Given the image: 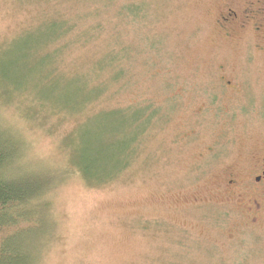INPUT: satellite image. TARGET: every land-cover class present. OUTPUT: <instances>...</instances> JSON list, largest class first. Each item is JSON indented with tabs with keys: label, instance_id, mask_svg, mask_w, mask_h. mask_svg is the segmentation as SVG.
Returning a JSON list of instances; mask_svg holds the SVG:
<instances>
[{
	"label": "rangeland",
	"instance_id": "rangeland-1",
	"mask_svg": "<svg viewBox=\"0 0 264 264\" xmlns=\"http://www.w3.org/2000/svg\"><path fill=\"white\" fill-rule=\"evenodd\" d=\"M100 1L0 0V56L47 18L105 23L98 42L67 50L69 72L100 52L117 4L140 3L121 20L126 89L98 107L158 112L129 171L94 187L64 140L81 119L27 108L0 84V125L23 141L14 167L52 175L35 264H264V0H115L94 16Z\"/></svg>",
	"mask_w": 264,
	"mask_h": 264
},
{
	"label": "trees",
	"instance_id": "trees-1",
	"mask_svg": "<svg viewBox=\"0 0 264 264\" xmlns=\"http://www.w3.org/2000/svg\"><path fill=\"white\" fill-rule=\"evenodd\" d=\"M114 1L101 0L103 5L94 10V16L111 8ZM141 8L140 3L131 1L111 8L115 20L110 36L101 39L100 52L70 72L59 67L67 50L71 45L98 42L105 23L47 18V22L25 28L11 44V51L0 56V84L10 86L19 101L28 99L27 108L48 116L64 114L81 119L64 140L70 146L73 165L89 186L106 185L129 171L140 138L158 114L152 103L98 107L126 89L129 46L124 44L121 20L139 16ZM74 32L78 35L70 37ZM110 81L118 83L112 94L107 92ZM25 113L28 118L37 115ZM22 144L10 126L0 125V264H35L38 255L32 252L50 228L48 203L38 200L49 190L52 175L36 169L21 172L14 167ZM22 232L25 235H20ZM25 239L27 247L23 249Z\"/></svg>",
	"mask_w": 264,
	"mask_h": 264
},
{
	"label": "flooded vegetation",
	"instance_id": "flooded-vegetation-1",
	"mask_svg": "<svg viewBox=\"0 0 264 264\" xmlns=\"http://www.w3.org/2000/svg\"><path fill=\"white\" fill-rule=\"evenodd\" d=\"M258 168V172L254 176V183L260 185L264 184V158L261 159V162L258 164ZM260 191L264 194V188L260 189Z\"/></svg>",
	"mask_w": 264,
	"mask_h": 264
}]
</instances>
